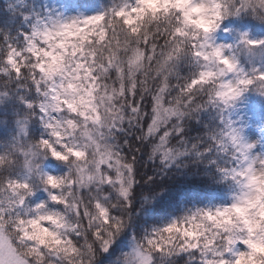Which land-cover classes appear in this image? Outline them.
Wrapping results in <instances>:
<instances>
[{
	"label": "clouds",
	"instance_id": "clouds-1",
	"mask_svg": "<svg viewBox=\"0 0 264 264\" xmlns=\"http://www.w3.org/2000/svg\"><path fill=\"white\" fill-rule=\"evenodd\" d=\"M262 76L264 0H0V264H264Z\"/></svg>",
	"mask_w": 264,
	"mask_h": 264
},
{
	"label": "trees",
	"instance_id": "trees-1",
	"mask_svg": "<svg viewBox=\"0 0 264 264\" xmlns=\"http://www.w3.org/2000/svg\"><path fill=\"white\" fill-rule=\"evenodd\" d=\"M75 3H88L91 4L93 2V0H74ZM161 208L166 207V204L164 202H162V204L160 205Z\"/></svg>",
	"mask_w": 264,
	"mask_h": 264
},
{
	"label": "rangeland",
	"instance_id": "rangeland-1",
	"mask_svg": "<svg viewBox=\"0 0 264 264\" xmlns=\"http://www.w3.org/2000/svg\"><path fill=\"white\" fill-rule=\"evenodd\" d=\"M66 2L68 3L69 7L71 8L72 6H74L75 1L74 0H66Z\"/></svg>",
	"mask_w": 264,
	"mask_h": 264
},
{
	"label": "snow or ice",
	"instance_id": "snow-or-ice-1",
	"mask_svg": "<svg viewBox=\"0 0 264 264\" xmlns=\"http://www.w3.org/2000/svg\"><path fill=\"white\" fill-rule=\"evenodd\" d=\"M262 78H264V76H262ZM237 212H241L242 210L241 209H236Z\"/></svg>",
	"mask_w": 264,
	"mask_h": 264
}]
</instances>
